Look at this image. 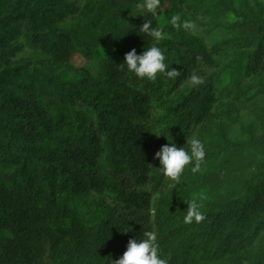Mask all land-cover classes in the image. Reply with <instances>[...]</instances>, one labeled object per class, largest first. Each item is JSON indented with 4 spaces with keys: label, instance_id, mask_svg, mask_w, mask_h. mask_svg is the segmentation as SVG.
<instances>
[{
    "label": "trees",
    "instance_id": "16d2710c",
    "mask_svg": "<svg viewBox=\"0 0 264 264\" xmlns=\"http://www.w3.org/2000/svg\"><path fill=\"white\" fill-rule=\"evenodd\" d=\"M142 3L0 0V264H114L146 231L168 264H264V0ZM149 19L175 78L121 67ZM193 136L177 183L155 154Z\"/></svg>",
    "mask_w": 264,
    "mask_h": 264
},
{
    "label": "clouds",
    "instance_id": "9594fccd",
    "mask_svg": "<svg viewBox=\"0 0 264 264\" xmlns=\"http://www.w3.org/2000/svg\"><path fill=\"white\" fill-rule=\"evenodd\" d=\"M161 4V0H143L141 7L148 12L155 14ZM179 16L173 15L171 23L180 27L178 23ZM184 28H194L195 25L190 21L183 23ZM140 31L154 38L157 42L151 47L144 49L137 54L135 48L125 53L121 67L127 68L130 74H134L140 79L154 81L158 75H166L169 78H175L179 75L176 68L166 63L164 50L158 46V42L168 38L163 27L153 26L151 19L144 21L140 25ZM193 85L203 83L199 75L193 74L190 77ZM189 148L178 147L175 143L169 142L162 145L155 156L159 160L160 170L163 174L177 183L180 181L187 166L195 161V166L191 169L193 172L200 170V162L206 156L205 144L197 136H193L188 142ZM204 193H199L188 202L187 212L183 219L185 223H201L206 219L205 211L201 201L204 199ZM114 264H168V260L161 255L160 244L158 242V233L156 231H146L142 238H131L126 246V250Z\"/></svg>",
    "mask_w": 264,
    "mask_h": 264
},
{
    "label": "rangeland",
    "instance_id": "374dc122",
    "mask_svg": "<svg viewBox=\"0 0 264 264\" xmlns=\"http://www.w3.org/2000/svg\"><path fill=\"white\" fill-rule=\"evenodd\" d=\"M72 62H73V64H74L75 66H80L81 64H83L84 59H83L80 55L76 54V55L74 56V58L72 59ZM235 73H236V72H235ZM235 73H234L233 78L238 77V74H235Z\"/></svg>",
    "mask_w": 264,
    "mask_h": 264
}]
</instances>
